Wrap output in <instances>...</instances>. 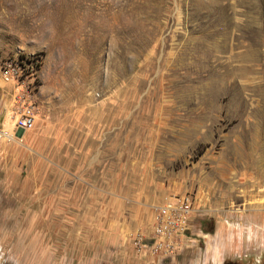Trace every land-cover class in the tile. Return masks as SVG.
Listing matches in <instances>:
<instances>
[{"label": "rangeland", "instance_id": "obj_1", "mask_svg": "<svg viewBox=\"0 0 264 264\" xmlns=\"http://www.w3.org/2000/svg\"><path fill=\"white\" fill-rule=\"evenodd\" d=\"M27 109L0 264H264V0H0L1 122ZM185 193L182 248L138 251Z\"/></svg>", "mask_w": 264, "mask_h": 264}, {"label": "built area", "instance_id": "obj_2", "mask_svg": "<svg viewBox=\"0 0 264 264\" xmlns=\"http://www.w3.org/2000/svg\"><path fill=\"white\" fill-rule=\"evenodd\" d=\"M30 62H32V59L28 61V63ZM1 120L2 116L0 113V137L14 133L16 130L32 128L34 115L30 109L18 113L10 129ZM197 210L199 209L195 206L194 198L190 194H175L171 196L156 208L152 235L140 236L134 240L138 251L150 252L160 258L176 255L177 243L182 248L184 237L193 234V220ZM188 241H192L191 237ZM162 250L164 253L161 252ZM170 250H173V252L175 250V253L169 252Z\"/></svg>", "mask_w": 264, "mask_h": 264}, {"label": "water", "instance_id": "obj_3", "mask_svg": "<svg viewBox=\"0 0 264 264\" xmlns=\"http://www.w3.org/2000/svg\"><path fill=\"white\" fill-rule=\"evenodd\" d=\"M22 130H19V134H21Z\"/></svg>", "mask_w": 264, "mask_h": 264}, {"label": "crops", "instance_id": "obj_4", "mask_svg": "<svg viewBox=\"0 0 264 264\" xmlns=\"http://www.w3.org/2000/svg\"><path fill=\"white\" fill-rule=\"evenodd\" d=\"M210 257L208 256L207 259H209Z\"/></svg>", "mask_w": 264, "mask_h": 264}]
</instances>
